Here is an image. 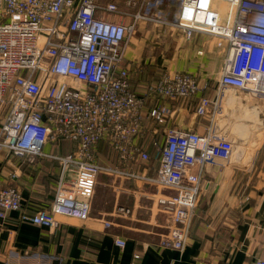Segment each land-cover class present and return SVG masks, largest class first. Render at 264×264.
Returning <instances> with one entry per match:
<instances>
[{
	"label": "built area",
	"instance_id": "built-area-1",
	"mask_svg": "<svg viewBox=\"0 0 264 264\" xmlns=\"http://www.w3.org/2000/svg\"><path fill=\"white\" fill-rule=\"evenodd\" d=\"M125 1L140 2L130 24L99 15L129 14L112 0H0V152L40 157L48 156L43 149L50 142L76 145L56 157L61 174L49 208L27 213L20 189L10 185L0 188V220L18 212L23 222L57 229L60 217L91 218L101 174L145 179L171 191L158 200L171 223L156 245L183 251L192 235L205 166L229 160L235 150L236 140L220 125L228 113L226 102L232 93L248 92L264 103V0H180L173 22L160 20L186 39L196 33L219 37L229 44V53L217 73L202 78L165 70L148 87L156 98L198 96L196 113L210 119L204 132L169 128L163 146L152 139V153L142 141L144 117L161 125L172 107L153 105L146 115V96L133 88L124 61L139 23L160 22L144 8L163 0ZM157 12L161 17L162 10ZM210 89L215 97L208 95ZM102 142L115 152V165L99 162ZM153 153L159 159L155 176L130 168L149 162ZM116 243L124 247L126 240L118 237Z\"/></svg>",
	"mask_w": 264,
	"mask_h": 264
},
{
	"label": "crops",
	"instance_id": "crops-1",
	"mask_svg": "<svg viewBox=\"0 0 264 264\" xmlns=\"http://www.w3.org/2000/svg\"><path fill=\"white\" fill-rule=\"evenodd\" d=\"M112 1L122 2L120 7L122 4L129 14L100 11L99 15L132 23L138 3L127 5L125 0ZM170 1L163 0L162 4ZM173 1H176L177 13L180 0ZM174 28L161 21H143L126 44L124 65L133 88L146 96L145 114L153 105L163 103L172 107V114L161 125L144 117L142 141L151 153L152 139L156 137L163 146L169 128L204 132L210 119L196 113L198 96L176 100L156 98L148 87L165 70L189 71L202 78L217 73L224 67L229 53V44L219 37L196 33L186 39L184 34L179 37ZM207 93L216 96L215 89ZM241 98L233 97L229 105L242 109V117L252 116V110L256 112L252 114L259 115L258 99ZM229 105L226 102V107ZM244 117L241 120L247 118ZM246 122L250 129L247 138L235 137L233 124L230 129L222 126L224 135L236 140L235 150L229 160L216 159L205 166L192 235L183 251L155 243L171 223L170 215L158 201L170 191L156 190L153 187L156 185L145 179L101 174L92 215L87 220L60 217V226L49 229L23 222L18 212L1 219L0 264H255L258 258L264 259V119ZM75 146L64 140L45 145L43 152L48 156L26 158L1 151L0 188L17 186L22 193V206L29 214L49 208L61 174V162L56 157L70 153ZM99 162L116 163L115 152L104 142L100 145ZM130 168L153 177L159 168V159L153 153L149 162ZM118 207H127L131 212L121 214ZM106 221L111 223L110 227ZM118 237L126 240L124 247L117 245ZM136 254L140 257L136 258Z\"/></svg>",
	"mask_w": 264,
	"mask_h": 264
},
{
	"label": "rangeland",
	"instance_id": "rangeland-1",
	"mask_svg": "<svg viewBox=\"0 0 264 264\" xmlns=\"http://www.w3.org/2000/svg\"><path fill=\"white\" fill-rule=\"evenodd\" d=\"M119 3H122V2H119ZM175 4H176V1L172 2V0H171L169 3L165 2L162 5L153 6V8H150L149 10L144 8V12L146 13V11H147V13H149V14L155 13L156 15H151V17L155 18L156 20H165L167 22H173L174 17H175V13H176ZM121 7L123 9L124 6H122V4H121ZM137 7L138 8L140 7V2H138ZM224 7H225V5L223 4L222 8L224 9ZM159 9H162V11H163L161 17L157 16V15L160 14V13L157 12V10H159ZM159 18H161V19H159ZM173 30H176V33L179 34V37H184L182 31L179 30L178 28L175 27ZM186 42L187 41L184 40V43H186ZM233 97H242L241 99H244V100H248L250 98H252V99L255 98L254 95H252L251 93H248V92L232 93L231 96L229 97L228 101H227V105H229V103L232 101ZM252 99H250V101ZM258 104H259L258 105L259 109L257 110V113H259V115L261 113L260 117H259L258 114H256V115L252 114V112H254V111L250 108L252 110V112H251V110H249V111L251 112L252 116L244 115V116L247 117L246 119H244L245 121L241 120V118L244 117V116L242 117V114H241L242 113V111H241L242 109H236L235 107H233V105L232 106L229 105L230 107H227L228 113H227V115L224 116L223 119H221V124L220 125L226 127L227 129H230L231 125L233 124L231 129H232V133L235 135V137L236 136H238V137H240V136L246 137L247 134H249V130H250V129H248L249 122H246V121L254 120V119L259 120V118H261L262 120L264 119V103L262 101H258ZM255 109H256V107H255ZM254 113H256V112H254ZM250 125H251V123H250ZM47 145H53V143L50 142ZM239 145H240V143L238 144V146ZM245 145H247V144H245ZM251 145H253V144L251 143ZM238 148L241 150V147H237V149ZM106 155H108V153ZM251 159L252 158H248V160H251ZM153 185H156V184H153ZM153 187H155L154 189H156V190H163L165 193H168L170 191V190H168L166 188H163L162 186H159V185H156V186H153ZM170 193H171V191H170Z\"/></svg>",
	"mask_w": 264,
	"mask_h": 264
}]
</instances>
